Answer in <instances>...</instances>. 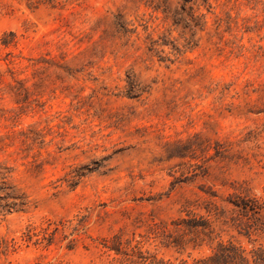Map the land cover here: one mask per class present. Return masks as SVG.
<instances>
[{"label":"rangeland","instance_id":"rangeland-1","mask_svg":"<svg viewBox=\"0 0 264 264\" xmlns=\"http://www.w3.org/2000/svg\"><path fill=\"white\" fill-rule=\"evenodd\" d=\"M235 188L264 194V0H0V264H254Z\"/></svg>","mask_w":264,"mask_h":264},{"label":"trees","instance_id":"trees-1","mask_svg":"<svg viewBox=\"0 0 264 264\" xmlns=\"http://www.w3.org/2000/svg\"><path fill=\"white\" fill-rule=\"evenodd\" d=\"M44 0H29V5L42 2ZM236 189V188H235ZM264 191V190H263ZM231 211L230 219L234 221V226L242 235L252 238L253 236L264 235V194L258 196L255 193L245 192L236 189L229 194L226 199ZM209 213H213L217 218L224 215V209L219 207L206 208ZM185 234L191 235L190 240L201 244L204 241H212L216 236V230L212 220L208 217L190 216L182 218L176 223ZM174 246L180 242L173 239L169 242ZM119 251V248H115ZM148 261L144 257L143 263ZM254 264H264V247L260 245L254 250ZM250 258L245 253L241 245L232 240L218 241L212 253L205 257L194 259L193 261L182 260L180 262L152 260L148 264H249Z\"/></svg>","mask_w":264,"mask_h":264}]
</instances>
